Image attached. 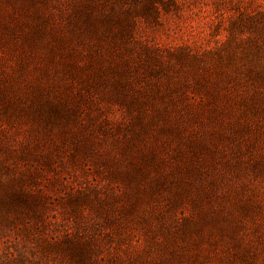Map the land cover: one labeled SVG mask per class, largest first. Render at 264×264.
Listing matches in <instances>:
<instances>
[{
	"label": "rangeland",
	"instance_id": "rangeland-1",
	"mask_svg": "<svg viewBox=\"0 0 264 264\" xmlns=\"http://www.w3.org/2000/svg\"><path fill=\"white\" fill-rule=\"evenodd\" d=\"M0 264H264V0H0Z\"/></svg>",
	"mask_w": 264,
	"mask_h": 264
}]
</instances>
